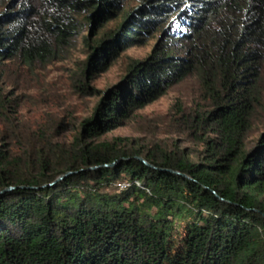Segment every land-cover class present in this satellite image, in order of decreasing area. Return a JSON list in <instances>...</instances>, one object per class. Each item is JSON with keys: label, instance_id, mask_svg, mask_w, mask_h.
I'll use <instances>...</instances> for the list:
<instances>
[{"label": "trees", "instance_id": "trees-1", "mask_svg": "<svg viewBox=\"0 0 264 264\" xmlns=\"http://www.w3.org/2000/svg\"><path fill=\"white\" fill-rule=\"evenodd\" d=\"M127 1L0 0V70L55 60L88 26L95 38L84 36L91 51L73 83L82 93L122 51L162 33L70 140L50 125L0 129V264H264V0ZM189 75L208 101L180 112L203 146L198 160L98 139ZM14 103L0 83V110Z\"/></svg>", "mask_w": 264, "mask_h": 264}, {"label": "rangeland", "instance_id": "rangeland-1", "mask_svg": "<svg viewBox=\"0 0 264 264\" xmlns=\"http://www.w3.org/2000/svg\"><path fill=\"white\" fill-rule=\"evenodd\" d=\"M135 3L133 0L127 1L124 8L129 9ZM119 20L117 17L103 23L98 33L114 27ZM89 32L88 26H84L66 52L50 62L26 65L12 60L3 65L0 83L15 103L9 110H0V129L7 130L10 124L30 129L48 128L50 125L49 130H56L58 139L70 140L80 123L93 115L107 91L123 81L131 63L147 58L162 39V33L157 31L144 43L122 51L105 70L96 75L91 83L96 92L88 94L75 90L73 83L81 74L91 51L84 42L85 35L90 40L95 38L93 33L89 36ZM198 106L207 107L208 101L201 98L196 76L189 75L135 110L125 122L101 134L98 139L121 136L145 145L159 143L169 148H181L189 157L198 160L203 146L192 134L189 122H184L180 115L181 110L190 112ZM261 127L260 124L259 130L249 136V143L260 135ZM124 181L128 185V181ZM127 185L117 186V191Z\"/></svg>", "mask_w": 264, "mask_h": 264}, {"label": "built area", "instance_id": "built-area-1", "mask_svg": "<svg viewBox=\"0 0 264 264\" xmlns=\"http://www.w3.org/2000/svg\"><path fill=\"white\" fill-rule=\"evenodd\" d=\"M118 185H119V187H123V186L127 185V183L125 181H122V182L118 183Z\"/></svg>", "mask_w": 264, "mask_h": 264}, {"label": "water", "instance_id": "water-1", "mask_svg": "<svg viewBox=\"0 0 264 264\" xmlns=\"http://www.w3.org/2000/svg\"><path fill=\"white\" fill-rule=\"evenodd\" d=\"M142 161H144L146 164L150 165L144 158H140ZM107 165H112V164H107ZM11 189V188H9Z\"/></svg>", "mask_w": 264, "mask_h": 264}]
</instances>
